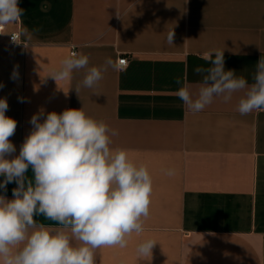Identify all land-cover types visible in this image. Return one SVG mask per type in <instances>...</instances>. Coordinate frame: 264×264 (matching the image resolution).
<instances>
[{
    "label": "crops",
    "instance_id": "crops-1",
    "mask_svg": "<svg viewBox=\"0 0 264 264\" xmlns=\"http://www.w3.org/2000/svg\"><path fill=\"white\" fill-rule=\"evenodd\" d=\"M19 7L22 42H0V99L17 122L9 138L16 152L6 158L19 154L41 109V122L48 112L82 109L116 129L112 147L127 149L153 179L144 232L124 249L95 250L96 264H264V111L241 115L243 92L197 113L176 95L178 78L196 93L195 68L209 67L202 56L214 49L224 50L226 71L254 82L264 57V0H19ZM73 47L89 67L123 54L128 63L109 67L93 88L83 86L84 70L57 86L47 76ZM15 187L0 195L13 199ZM146 239L157 242L150 261L136 253Z\"/></svg>",
    "mask_w": 264,
    "mask_h": 264
},
{
    "label": "clouds",
    "instance_id": "clouds-1",
    "mask_svg": "<svg viewBox=\"0 0 264 264\" xmlns=\"http://www.w3.org/2000/svg\"><path fill=\"white\" fill-rule=\"evenodd\" d=\"M23 12L19 0H0V26L16 23ZM174 35L173 30L168 33L169 45L174 44ZM202 58L210 66L195 68L202 75L196 93L187 81L176 80L181 85L176 95L191 112L203 111L216 97L228 103L237 92L244 93L236 108L241 115L264 111V57L251 84L233 70H225L224 50L205 52ZM88 64L87 55L73 51L47 77L58 86L70 82L74 71L84 70L82 84L93 88L109 67H124L123 61L111 58L103 67ZM16 75L14 70L13 78ZM7 109V100L0 99V176L4 178L0 189L6 191L13 182L17 187L12 190L13 199L0 195V264H96L95 250L124 249L133 234L144 232L153 179L147 166L137 165L127 149L112 147L116 129L82 109L48 112L41 122V109L30 119L32 131L19 154L9 159L16 152L9 138L17 122L5 115ZM29 168L31 179L26 176ZM164 174L174 176L175 170L165 169ZM37 216L55 222L56 229L38 222ZM156 243L142 240L137 258L150 261Z\"/></svg>",
    "mask_w": 264,
    "mask_h": 264
},
{
    "label": "built area",
    "instance_id": "built-area-1",
    "mask_svg": "<svg viewBox=\"0 0 264 264\" xmlns=\"http://www.w3.org/2000/svg\"><path fill=\"white\" fill-rule=\"evenodd\" d=\"M17 25V29L15 30H12V29H9L8 26H0V33H4V34H0V42H5V43H8V44H15L12 42V39H11V35H15L16 38H17V42L18 43H21V33H20V30H19V26H20V20L17 21L15 23ZM77 52V49L75 47L72 48L71 52ZM118 61H123L124 62V66L127 65L128 63V56L123 54L119 59Z\"/></svg>",
    "mask_w": 264,
    "mask_h": 264
}]
</instances>
